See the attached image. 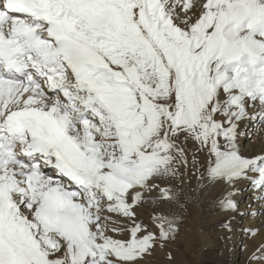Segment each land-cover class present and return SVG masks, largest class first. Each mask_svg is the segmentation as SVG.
Returning <instances> with one entry per match:
<instances>
[{
  "label": "snow or ice",
  "instance_id": "obj_1",
  "mask_svg": "<svg viewBox=\"0 0 264 264\" xmlns=\"http://www.w3.org/2000/svg\"><path fill=\"white\" fill-rule=\"evenodd\" d=\"M253 103L264 122V0H0V264H148L192 176L225 212L240 180L264 201Z\"/></svg>",
  "mask_w": 264,
  "mask_h": 264
},
{
  "label": "bare ground",
  "instance_id": "obj_2",
  "mask_svg": "<svg viewBox=\"0 0 264 264\" xmlns=\"http://www.w3.org/2000/svg\"><path fill=\"white\" fill-rule=\"evenodd\" d=\"M249 111L252 118L240 122L242 134L239 145L242 153L251 157L264 149V122L260 119L261 108L258 103L251 104ZM251 124L252 127L246 129ZM191 181V189L195 190V203H190L184 212V223L193 226L191 232L187 233L197 241L200 255L203 256L204 252L210 250L228 254L229 264H264V260L253 259L254 254H264V201L257 198L260 195L259 190L251 181L240 180L235 185L234 196L238 209L225 212L221 210L218 202L232 191L227 184H209L200 193L196 177L192 176ZM141 210L144 222L148 223L152 205H146ZM229 221L231 231L223 227ZM245 229L256 231L253 234ZM156 252L161 255L165 250L158 247Z\"/></svg>",
  "mask_w": 264,
  "mask_h": 264
},
{
  "label": "rangeland",
  "instance_id": "obj_3",
  "mask_svg": "<svg viewBox=\"0 0 264 264\" xmlns=\"http://www.w3.org/2000/svg\"><path fill=\"white\" fill-rule=\"evenodd\" d=\"M250 127H252V124L246 129ZM140 213V218L144 221L141 209ZM191 227H193L191 224L183 222L176 240L170 242L167 247L160 248L165 250L164 254L157 255L155 250L153 256L148 258V264H229L228 254L224 255L220 252L214 253L208 250L203 253V256L200 255V248L197 241L192 238L190 233H187V231L191 232ZM235 247L237 248L236 250H238V247ZM241 252H243V249H241ZM169 253L171 254V259H169Z\"/></svg>",
  "mask_w": 264,
  "mask_h": 264
}]
</instances>
